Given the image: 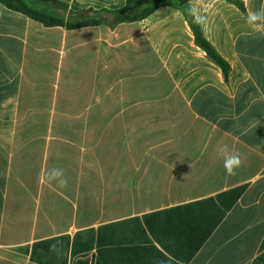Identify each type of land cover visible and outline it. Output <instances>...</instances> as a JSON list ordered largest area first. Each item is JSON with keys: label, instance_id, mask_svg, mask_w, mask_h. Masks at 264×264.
<instances>
[{"label": "crops", "instance_id": "0c3cea01", "mask_svg": "<svg viewBox=\"0 0 264 264\" xmlns=\"http://www.w3.org/2000/svg\"><path fill=\"white\" fill-rule=\"evenodd\" d=\"M242 1H189L228 79L176 3L72 30L0 3V264H264V0Z\"/></svg>", "mask_w": 264, "mask_h": 264}, {"label": "trees", "instance_id": "16d2710c", "mask_svg": "<svg viewBox=\"0 0 264 264\" xmlns=\"http://www.w3.org/2000/svg\"><path fill=\"white\" fill-rule=\"evenodd\" d=\"M154 1L156 0H127L126 5L118 10L104 9L97 11L92 8L78 12L70 10L68 18L56 11L57 9L63 10L64 12L69 10V5L61 0H0V3L6 8L22 13L45 27H63L69 30L99 26L104 23L108 24L102 16L103 13L115 16L114 22L108 24L110 26L123 22H135L153 13L160 4L175 5L176 3L178 8H181L185 12L194 30L196 43L207 53L212 61L222 68L225 78L228 79L230 66L205 38L202 26L196 22L189 7L190 0H158L157 4L152 6L151 4ZM226 1L237 5L243 11L245 10V5L242 0ZM87 13H91L92 15L90 17L85 16Z\"/></svg>", "mask_w": 264, "mask_h": 264}, {"label": "clouds", "instance_id": "9594fccd", "mask_svg": "<svg viewBox=\"0 0 264 264\" xmlns=\"http://www.w3.org/2000/svg\"><path fill=\"white\" fill-rule=\"evenodd\" d=\"M195 13V9L192 10ZM198 23L204 24V17L197 15ZM247 24L256 32L264 33V6L259 10H249L246 18ZM217 155L222 160L223 168L227 175H235L236 170L243 165V159L238 151H233L227 144H221L217 148ZM44 179L48 183H55L58 187H66L67 179L62 168H52L44 173Z\"/></svg>", "mask_w": 264, "mask_h": 264}, {"label": "rangeland", "instance_id": "374dc122", "mask_svg": "<svg viewBox=\"0 0 264 264\" xmlns=\"http://www.w3.org/2000/svg\"><path fill=\"white\" fill-rule=\"evenodd\" d=\"M59 13L62 15V13H61V12H59ZM107 18H108V20H110V23H112V21H113V20H115V19H113V17H112V16H108Z\"/></svg>", "mask_w": 264, "mask_h": 264}]
</instances>
